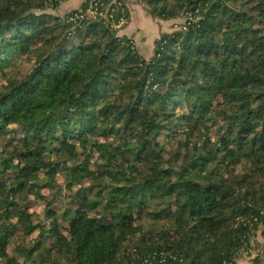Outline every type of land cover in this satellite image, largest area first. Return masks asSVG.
Here are the masks:
<instances>
[{
  "label": "trees",
  "instance_id": "1",
  "mask_svg": "<svg viewBox=\"0 0 264 264\" xmlns=\"http://www.w3.org/2000/svg\"><path fill=\"white\" fill-rule=\"evenodd\" d=\"M63 1L0 0V264L234 263L264 224V0H137L185 18L149 59L86 16L107 0Z\"/></svg>",
  "mask_w": 264,
  "mask_h": 264
},
{
  "label": "rangeland",
  "instance_id": "2",
  "mask_svg": "<svg viewBox=\"0 0 264 264\" xmlns=\"http://www.w3.org/2000/svg\"><path fill=\"white\" fill-rule=\"evenodd\" d=\"M84 1L65 0L60 3L54 12L50 13L64 18L65 15L71 11L80 9V6ZM123 2L129 13V23L122 29L116 31L117 35L120 36L125 33V37L128 36L127 38L133 40L135 49L145 59H149L153 56L154 42L162 34H169L180 29V26L185 21V18L183 17L175 20L162 21L147 14L144 7L137 3V0H123ZM19 65L22 69L21 73L30 68V64L27 62H24L22 65L19 63ZM35 210L36 213H40L42 211L41 207H37ZM142 225L146 231L150 226L160 227L162 223L146 221L143 222ZM34 238L35 236H32L30 239L33 240ZM7 253H12V246L7 247L5 251H0V257Z\"/></svg>",
  "mask_w": 264,
  "mask_h": 264
},
{
  "label": "built area",
  "instance_id": "3",
  "mask_svg": "<svg viewBox=\"0 0 264 264\" xmlns=\"http://www.w3.org/2000/svg\"><path fill=\"white\" fill-rule=\"evenodd\" d=\"M97 4L98 3L91 5L86 11V16L88 18H91L93 20L101 19L105 21L109 25V27L115 31H118L128 25L129 13L123 0H107V3L105 5ZM118 13L119 17L116 18L115 14ZM82 18L83 15H79L73 16L66 20L68 22L75 23L76 20H80ZM262 217L264 218V213H262ZM258 232H260L261 235L264 237V224L260 227ZM238 255L244 256L249 259L250 264H264V241L260 244V247L255 252L251 250L250 244L244 242L238 252ZM131 258L132 260L137 262L136 264H160L165 262L162 258L156 260L157 257L155 255L147 256L145 258H139L137 253H135V250H132ZM179 262L181 263V260H179ZM226 264L234 263L229 262Z\"/></svg>",
  "mask_w": 264,
  "mask_h": 264
},
{
  "label": "crops",
  "instance_id": "4",
  "mask_svg": "<svg viewBox=\"0 0 264 264\" xmlns=\"http://www.w3.org/2000/svg\"><path fill=\"white\" fill-rule=\"evenodd\" d=\"M81 1V0H80ZM84 1V0H82ZM81 3V2H80ZM132 22V21H131ZM133 23V22H132ZM131 23V24H132ZM120 36H125V33L124 35H120ZM128 37V36H127ZM251 242H250V247H251V250L253 252L257 251L258 248L260 247V244L264 241V237L261 235L260 232L256 233L253 235V237L251 238ZM234 264H250V260L247 259L246 257L244 256H241V255H238L237 258L235 259V262Z\"/></svg>",
  "mask_w": 264,
  "mask_h": 264
}]
</instances>
